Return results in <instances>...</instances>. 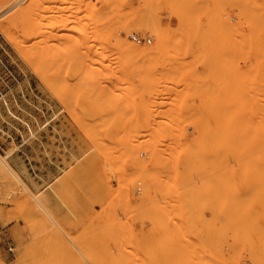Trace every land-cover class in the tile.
<instances>
[{"label": "rangeland", "instance_id": "rangeland-1", "mask_svg": "<svg viewBox=\"0 0 264 264\" xmlns=\"http://www.w3.org/2000/svg\"><path fill=\"white\" fill-rule=\"evenodd\" d=\"M0 264H264V0H0Z\"/></svg>", "mask_w": 264, "mask_h": 264}, {"label": "built area", "instance_id": "built-area-1", "mask_svg": "<svg viewBox=\"0 0 264 264\" xmlns=\"http://www.w3.org/2000/svg\"><path fill=\"white\" fill-rule=\"evenodd\" d=\"M131 38L137 43V44H142V43H151L150 38H145L141 35L138 34H133L131 35Z\"/></svg>", "mask_w": 264, "mask_h": 264}, {"label": "bare ground", "instance_id": "bare-ground-1", "mask_svg": "<svg viewBox=\"0 0 264 264\" xmlns=\"http://www.w3.org/2000/svg\"><path fill=\"white\" fill-rule=\"evenodd\" d=\"M242 1V0H241ZM2 169V168H1ZM10 192H11V190H10ZM8 194H9V192H8Z\"/></svg>", "mask_w": 264, "mask_h": 264}]
</instances>
